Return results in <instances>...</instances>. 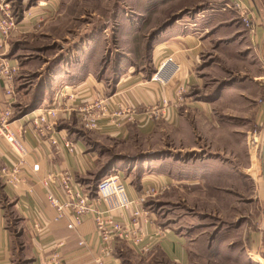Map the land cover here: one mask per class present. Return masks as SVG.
Listing matches in <instances>:
<instances>
[{
	"label": "rangeland",
	"instance_id": "obj_1",
	"mask_svg": "<svg viewBox=\"0 0 264 264\" xmlns=\"http://www.w3.org/2000/svg\"><path fill=\"white\" fill-rule=\"evenodd\" d=\"M47 1L2 0L15 25L23 13ZM56 3L53 22L40 16L32 31L19 39V62L27 74L55 72L57 60L62 57L66 58L67 70L78 56L73 53L78 46L86 62H91L90 58L97 60L102 80L116 79L129 71L131 75L138 73L151 79L162 63V60L157 63L154 48L164 32L174 26L186 31L193 24L196 32L202 31L206 45L195 67L201 81L194 97L213 100L223 92L225 101L212 107L219 124L217 132L208 128L203 134L195 127V140L201 146L195 152L200 154L204 150L213 156L218 154L219 158L210 157L207 160L210 165L195 168L198 173L204 169L210 172L209 176H198L195 182L200 186L175 194L170 189L157 193L148 197L143 207L162 229L190 230L194 242L189 264H264V127L255 122L257 108L264 105V59L251 37L256 23L264 27V0H56ZM236 4L249 10V28ZM183 96L181 91V99ZM90 138L97 144L102 164L120 165L130 160L131 167L135 165L133 177L142 171L154 174L157 166L167 172L168 164L179 157L177 152H183L180 158L184 160L199 162L202 157L187 153L191 151L186 140L172 139L170 128L165 126L145 135H138L134 129L126 141ZM111 167L113 173L92 179L91 191L101 178L117 175V169ZM171 198L178 203L172 204ZM9 226L12 231L20 226L11 215ZM252 235L258 236V242L252 240ZM120 249L127 264H172L161 253L149 259L132 254L127 246ZM253 251L261 252L262 256L251 254Z\"/></svg>",
	"mask_w": 264,
	"mask_h": 264
},
{
	"label": "crops",
	"instance_id": "obj_2",
	"mask_svg": "<svg viewBox=\"0 0 264 264\" xmlns=\"http://www.w3.org/2000/svg\"><path fill=\"white\" fill-rule=\"evenodd\" d=\"M57 7L56 0H48L44 4L32 7L23 13L14 32L7 38L0 34V60L6 59L11 65L18 66L15 80L17 99L13 106L14 125L25 128L39 109L49 107L53 103L72 104L73 101L61 97L64 89L69 92L75 91L76 105L82 101L89 102L102 98L106 100L109 112L125 106H139L141 112L132 122L123 121L120 126L112 124L109 118H102L98 120L94 130L88 131L91 133L84 130L77 113L59 114L54 133L56 146L40 141L31 130H24L21 138L29 150V157L26 173L23 174V183L17 189H13L0 179V264H95L98 258L102 259L103 264H127L121 246L129 247V251L138 257L150 259L156 253H161L169 263L189 264L190 248L194 242L190 230L165 229L163 236L152 239L154 230L158 227L154 223L145 226L146 237L139 246L114 240L111 243V252L102 254L100 236L91 217L87 216L75 230L67 228L72 222L69 216L54 221L55 211L48 203L47 194L50 193L60 199V191L54 185L43 186L39 180L46 174L68 170L74 177L76 188L89 193L93 188V178L113 173L110 170L113 163L107 166L101 163L102 157L96 148L97 144L95 145L90 137H110L126 141L134 129L138 135H145L157 132L165 126L170 128L172 139L186 140L188 150L191 151L187 153L202 157L199 162L184 160L180 158L183 152H177L179 157L168 164L170 170H165L167 172L157 166V172L154 174L142 171L136 177L132 176L135 165L131 167L130 160L127 159L129 161L127 164L112 165L111 169H117L118 176L115 175L125 185L129 200H137L151 188L162 194L165 192L162 188L165 187L166 190L170 189L171 194H175L185 188L189 190L191 186H200L199 182H195L197 178L209 176L210 172L204 169L198 173L195 168L210 165V161L207 162L208 158H219V155L213 156L204 150L196 154L198 152L195 151L200 150L201 146L195 140V127H199L203 134L208 128L217 132L219 124L214 118L212 107H218L225 101L223 92L213 100H199L194 97L193 92L199 88L201 81L195 73V67L206 45L202 31L196 32L192 28L194 24L191 28L187 27L186 31L174 26L160 36L159 44L154 48L155 59L159 63L161 60L164 62L171 58L174 65L166 73L164 83L151 81L150 78L144 79L138 73L131 75V71L117 76L116 79L110 77L102 80L98 73L97 60L90 58L91 62H86L78 46L74 47L73 53L78 55L72 63L74 65L70 63L67 70L66 58L62 57L57 60L58 70L55 72L36 71L27 74L19 62L20 47L17 45L19 39L21 35L32 31L40 16L43 20L49 19L53 22L52 16L57 12ZM251 37L253 44L258 46L261 58L264 59V27L260 23H256ZM93 62L96 65H93ZM179 89L183 90L182 99L179 97ZM4 99L3 84L0 82V103ZM163 100L168 102V106L162 107L158 118L155 121L147 119L144 115L145 109L161 104ZM256 112V124L264 127V105L257 108ZM80 131H84V134ZM65 142L72 145L71 151L65 147ZM14 162L15 158L9 146L4 140H0V166L9 168ZM34 164H38L40 170L36 178L31 177L30 173ZM255 187L258 192V185ZM171 203L178 202L171 198ZM100 209L104 207L101 206ZM10 215L15 217L20 225L15 231L9 226ZM112 216L118 223H126L129 219L126 211L113 212ZM40 223L45 224L46 228L36 234L33 227ZM257 237L252 235V240L256 239L258 242ZM211 240L210 242H216ZM79 242H83L84 246L80 247ZM143 247H147V250L144 251ZM251 254L262 256L259 251H253Z\"/></svg>",
	"mask_w": 264,
	"mask_h": 264
},
{
	"label": "built area",
	"instance_id": "obj_3",
	"mask_svg": "<svg viewBox=\"0 0 264 264\" xmlns=\"http://www.w3.org/2000/svg\"><path fill=\"white\" fill-rule=\"evenodd\" d=\"M237 11L240 14L246 27H250L249 10L241 4H236ZM16 28L7 4H3L0 0V34L7 38ZM253 33V28L251 30ZM173 62L168 58L161 63L158 70L151 78V81L164 83L166 81V73L172 68ZM18 75V66L11 65L6 59L0 60V82L3 84L4 101L0 103V140H4L10 148L15 158V162L11 167L0 166V179L4 184L17 189L23 183V174L26 173L27 159L29 150L22 142L21 135L24 130H31L33 134L42 142L48 143L50 146H56L57 141L54 138L55 125L59 118V114L77 113L81 118L83 126L88 130H94L97 127L98 120L109 118V121L120 126L123 121L132 122L134 117L140 114L139 106H125L109 112L105 99L97 98L92 101H82L78 105L74 104L77 100L75 91H67L64 89L60 94L69 102L53 103L49 107L41 108L30 119L25 128L16 127L13 121V106L17 99L15 88V80ZM182 89L179 91V97ZM181 98V97H180ZM168 106V102L163 100L161 104H155L145 109L144 115L147 119L156 120L162 110V107ZM65 147L71 151L72 145L65 142ZM39 165L31 166V177L39 173ZM40 183L47 187L49 185L56 186L60 191V199L48 193L47 200L50 207L55 211L54 221H59L66 216L72 218V222L67 225L69 230H75L90 216L95 225L101 240V253L108 254L111 252V243L119 240L127 245L139 246L144 241L145 226L153 224L154 219L142 208L148 197L158 193L156 189H149L143 196L135 201L129 200L125 185L117 176H106L101 178L94 191L85 192L76 188L77 184L74 177L68 170H62L56 174H46ZM163 187L162 190L166 191ZM103 206L104 209H100ZM118 211L128 212L129 219L126 223H118L113 219L112 213ZM45 224H35L34 233L38 234L44 231ZM165 234V229L156 227L152 235V239L159 238ZM80 247L84 246L83 242H79ZM146 251L147 247H143ZM95 264H103L102 259H96Z\"/></svg>",
	"mask_w": 264,
	"mask_h": 264
},
{
	"label": "bare ground",
	"instance_id": "obj_4",
	"mask_svg": "<svg viewBox=\"0 0 264 264\" xmlns=\"http://www.w3.org/2000/svg\"><path fill=\"white\" fill-rule=\"evenodd\" d=\"M257 259V258H256Z\"/></svg>",
	"mask_w": 264,
	"mask_h": 264
}]
</instances>
